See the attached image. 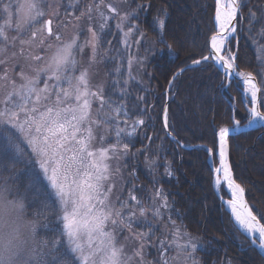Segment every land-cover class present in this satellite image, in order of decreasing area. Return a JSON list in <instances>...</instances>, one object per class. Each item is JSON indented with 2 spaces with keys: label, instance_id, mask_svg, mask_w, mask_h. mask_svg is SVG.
Returning a JSON list of instances; mask_svg holds the SVG:
<instances>
[{
  "label": "snow or ice",
  "instance_id": "snow-or-ice-1",
  "mask_svg": "<svg viewBox=\"0 0 264 264\" xmlns=\"http://www.w3.org/2000/svg\"><path fill=\"white\" fill-rule=\"evenodd\" d=\"M120 3L127 0H0V174L23 163L28 176L26 192L33 188L39 192L40 182H46V196L60 212V238L52 239L29 264H201L197 253L208 251L199 237L173 219V214L182 219V213L174 209L158 180H153L155 189L148 190L146 205L136 194L135 170L127 181L123 179L119 161L138 158L152 142L146 136L148 144L133 152L138 133L146 126L145 116L148 124L153 120L149 108L154 105L145 102L143 95H137L131 107L128 103L131 84L143 83L136 80L133 66L142 69L146 59L130 51L129 38L136 34L137 51L141 41L150 43L136 21L147 13L151 0H137L134 8L129 6L123 12ZM249 3L215 0V33L210 36L207 54L192 59L173 75L165 92V99H170L173 81L186 70L203 65L221 74L219 88L226 94L233 117L231 127L216 128L213 121L216 150L203 144H183L170 122L167 103L162 105L161 121L169 141L208 154L218 199L230 211L238 230L264 256V216L249 204L230 159V136L242 130L235 118L233 84L247 112L245 127H264V44L257 39L264 38V5L259 6L258 14ZM245 8L247 32L252 33L259 23L256 35L249 37L259 65V81L237 63ZM167 14V8L161 7L154 17L161 43H167ZM69 28L72 33L65 39L63 33ZM113 28L120 33L123 47L109 56L112 42L108 40L105 49L104 36ZM167 47L175 59L171 44ZM86 49L90 55L85 67ZM99 63L114 64L109 74L115 91L106 93L103 84L93 83V67ZM155 163L149 161L152 176ZM164 174L174 175L166 157ZM117 178L122 186L128 185L126 196L123 190L120 194L114 191ZM222 186L230 196L227 200L220 194ZM165 217L167 223H163ZM149 249L155 253L152 259H148Z\"/></svg>",
  "mask_w": 264,
  "mask_h": 264
},
{
  "label": "trees",
  "instance_id": "trees-1",
  "mask_svg": "<svg viewBox=\"0 0 264 264\" xmlns=\"http://www.w3.org/2000/svg\"><path fill=\"white\" fill-rule=\"evenodd\" d=\"M119 2V0H117ZM137 0H127L120 3L125 11L129 6L135 7ZM264 5V0H250L249 7L259 14V6ZM167 8L164 39L167 43H161L158 30L155 29L154 17L158 8ZM244 31L240 32L238 66L240 70L252 71L259 77V65L256 54L249 37L255 36L259 29V23L254 25L252 33L247 32L248 16L247 8L244 9ZM215 0H151L146 14L141 16L136 23L145 34V45L141 41L138 51L134 45L136 34L129 38V44L133 47L130 51L144 59L142 69L133 66V73L137 81L133 82L129 91V106L135 103L137 95H143L145 102L154 105L149 108V115L153 118L150 124L145 116L146 126L138 133L135 148H144L148 144L146 136L152 137L149 148L138 155V158L119 161L123 179H129V173L135 170V183L138 185L136 192L144 202L148 201L149 189L157 186L153 180L159 181L173 202L175 210L182 213V219L173 214L177 223H182L187 230L199 237L202 243L207 245L208 251L198 252L197 256L201 264H264V256L258 249L251 245L250 239L238 230L231 213L217 197L214 190V174L210 158L202 149L190 147L180 148L174 142L169 141L162 131V105L167 103L170 122L176 129L177 138L187 145H206L214 151L217 148L215 127L232 123V111L226 102V94L219 88L222 76L216 70L201 66L196 70H186L173 81L174 91L169 92L170 99H165L169 81L182 67L191 63L192 59L200 58L207 54L209 38L215 32ZM122 39L120 33L113 28L111 33L104 36V48L108 49V40L112 42V51L109 56L116 55V50H121ZM261 44L264 38L257 37ZM167 44H171L172 50L177 54L173 59ZM233 51H236L235 41L232 42ZM84 66L88 65L83 62ZM114 64L99 63L93 67L94 84H103L106 93L115 91L111 88L113 76L109 74ZM231 94L235 98V115L242 124L246 123L247 112L245 105L241 103V95L236 86L231 87ZM118 99V97H113ZM264 127L249 129L230 136V159L237 180L246 188V195L258 215L264 216V133L259 135ZM163 137V140L157 137ZM256 141V143H255ZM30 154V150L27 149ZM158 157V159H157ZM165 157L171 162L172 177L166 176ZM156 160L152 165L154 176L150 175L149 161ZM218 163V161H217ZM0 183L5 180L21 189L25 194L28 176L23 163L15 165L11 171L0 174ZM41 191L33 188L26 192L30 205L35 207L42 202L47 205L48 219L42 228V233L52 239H59L58 229L60 215L55 202L48 199L47 184L40 182ZM127 192L128 185H123ZM224 196L227 192L223 190ZM150 255V253H149Z\"/></svg>",
  "mask_w": 264,
  "mask_h": 264
},
{
  "label": "clouds",
  "instance_id": "clouds-1",
  "mask_svg": "<svg viewBox=\"0 0 264 264\" xmlns=\"http://www.w3.org/2000/svg\"><path fill=\"white\" fill-rule=\"evenodd\" d=\"M49 211L43 202L31 206L14 184L0 185V264H29L50 238L42 233Z\"/></svg>",
  "mask_w": 264,
  "mask_h": 264
},
{
  "label": "rangeland",
  "instance_id": "rangeland-1",
  "mask_svg": "<svg viewBox=\"0 0 264 264\" xmlns=\"http://www.w3.org/2000/svg\"><path fill=\"white\" fill-rule=\"evenodd\" d=\"M120 11H125L124 9H122L121 7H120ZM71 33H72V29L71 28H69V29H67L66 31H64V33H63V35H64V38L65 39H67V37L69 36V35H71ZM110 47H112V43H111V46ZM111 51H112V49H111ZM111 51H109V53L111 52ZM41 54H43V52L41 53ZM89 55H90V52H89V50L88 49H86L85 50V53H84V56H83V62H87L88 61V58H89ZM93 83H94V81H93ZM99 84V83H98ZM169 88V87H168ZM235 105H236V102H235ZM232 124V123H231ZM230 124V125H231ZM229 125V124H228ZM224 126V125H223ZM259 128H261V127H259ZM264 133V129L261 131V133H259V135H262ZM255 143H256V141H255ZM114 165H115V162H114ZM119 167H120V165H119ZM120 169H121V167H120ZM222 188H224L223 190H225L226 191V189H225V187L224 186H222ZM222 188H221V193H222ZM122 190H123V195L124 196H126V194H127V192H124V187L122 186V184H121V182H120V179L119 178H117V181H116V189L114 190L117 194H120L121 192H122ZM227 192V191H226ZM222 195H223V193H222ZM229 195V194H228ZM224 196V195H223ZM247 196V195H246ZM224 197H226V196H224ZM145 204L146 205H148V201L147 202H145ZM225 206V205H224ZM226 208V207H225ZM230 212V211H229ZM157 223H160V221H157ZM163 223H167V218L165 217V220L163 221ZM125 235H126V233H125ZM194 235V234H193ZM195 236V235H194ZM157 237H161V233L160 232H157ZM149 253H150V255H149ZM171 254V253H170ZM155 255V253H154V251L152 250V249H149L148 250V259H152L153 258V256Z\"/></svg>",
  "mask_w": 264,
  "mask_h": 264
},
{
  "label": "water",
  "instance_id": "water-1",
  "mask_svg": "<svg viewBox=\"0 0 264 264\" xmlns=\"http://www.w3.org/2000/svg\"><path fill=\"white\" fill-rule=\"evenodd\" d=\"M214 34V33H213ZM209 42H210V39H209ZM176 74V73H175ZM174 74V75H175ZM233 79L235 80V77H233ZM257 80H258V78H257ZM259 81V80H258ZM232 117H233V113H232ZM235 118L237 119V117L235 116ZM247 124V123H246ZM246 124H241V122H240V127H241V131L240 132H242V131H246V130H249V129H255V128H258V127H255V128H249V127H245V125ZM232 125V124H231ZM231 125H228V126H230L231 127ZM239 132V133H240ZM232 135H234V134H232ZM231 135V136H232ZM213 186H214V180H213ZM225 189H226V187H225ZM214 190H215V188H214ZM216 191V190H215ZM227 191V190H226ZM228 193V192H227ZM221 195H222V193H220ZM223 196V195H222ZM223 198H224V200H227V199H229L230 198V196L228 195V197H224L223 196ZM246 198H247V196H246ZM247 200H248V198H247ZM248 202H249V200H248ZM249 204H250V202H249ZM251 205V204H250ZM225 207H226V205H225ZM226 209H227V207H226ZM228 210V209H227ZM229 211V210H228ZM245 234V233H244ZM246 235V234H245ZM247 236V235H246ZM250 239V238H249ZM259 251V250H258Z\"/></svg>",
  "mask_w": 264,
  "mask_h": 264
}]
</instances>
